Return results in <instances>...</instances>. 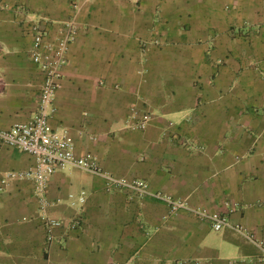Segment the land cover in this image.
Wrapping results in <instances>:
<instances>
[{
  "label": "crops",
  "instance_id": "1",
  "mask_svg": "<svg viewBox=\"0 0 264 264\" xmlns=\"http://www.w3.org/2000/svg\"><path fill=\"white\" fill-rule=\"evenodd\" d=\"M73 16L52 126L104 172L228 224L73 167L42 205L19 175L32 157L2 147L0 264H264V0H0L1 130L37 111L32 22L55 42ZM44 215L63 225L50 243Z\"/></svg>",
  "mask_w": 264,
  "mask_h": 264
},
{
  "label": "built area",
  "instance_id": "2",
  "mask_svg": "<svg viewBox=\"0 0 264 264\" xmlns=\"http://www.w3.org/2000/svg\"><path fill=\"white\" fill-rule=\"evenodd\" d=\"M76 7V5L74 4ZM67 32L55 42L45 41V30L34 22L33 48L31 58L43 74V82L40 87L39 100L36 114L27 123L15 124L8 130L0 129V148H17L23 153L30 155L33 166L19 175L35 184V188L41 195V204L46 205L44 199L49 178L59 171L69 168H80L100 175L105 180L107 191L131 188L138 191L140 195H149L155 199L167 203L169 214H177L180 210H191L200 218H207L212 222L215 231H221L227 224V217L220 214H208L203 210L193 209L185 202L174 200L161 193H153L148 184L142 181H127L104 172L98 165L97 159L93 157L80 156L76 153L75 144L64 129L54 128L51 119L55 113L54 100L62 78V71L67 61L69 45L78 34V25L73 16L66 23ZM134 118V117H133ZM151 116L144 114L138 120L130 124L132 130H144ZM15 173H8L7 177H14ZM84 201V197H81ZM47 232V242L54 241V230L63 225L59 220L52 219L47 215L42 216ZM72 227H76L74 224ZM264 260V257H263Z\"/></svg>",
  "mask_w": 264,
  "mask_h": 264
},
{
  "label": "rangeland",
  "instance_id": "3",
  "mask_svg": "<svg viewBox=\"0 0 264 264\" xmlns=\"http://www.w3.org/2000/svg\"><path fill=\"white\" fill-rule=\"evenodd\" d=\"M22 9H23V11H25L26 13H29V12H30V13H33V12H34L33 9H32L31 7L26 6V5H24V6L22 5V6H21V10H22ZM34 13H35V12H34ZM28 15H29V14H28ZM35 22H36V23H39L42 27H44L43 25H44L45 23H46V25H47V23H48V22H46V20L44 21L43 19H41L40 21H35ZM66 22H67V21H66ZM66 22H65V23H66ZM65 23H64V24H65ZM32 24H34V22H32ZM64 26H65V25H64ZM32 27H33V25H32ZM54 41H55V40H54ZM48 42L50 43V42H52V41H48Z\"/></svg>",
  "mask_w": 264,
  "mask_h": 264
}]
</instances>
